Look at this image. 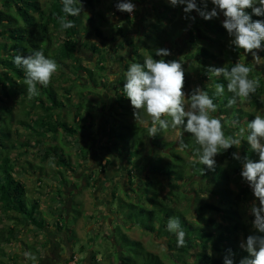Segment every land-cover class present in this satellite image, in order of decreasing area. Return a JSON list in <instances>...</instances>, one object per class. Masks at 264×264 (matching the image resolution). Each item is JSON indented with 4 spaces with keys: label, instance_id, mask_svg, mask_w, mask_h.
Returning <instances> with one entry per match:
<instances>
[{
    "label": "rangeland",
    "instance_id": "obj_1",
    "mask_svg": "<svg viewBox=\"0 0 264 264\" xmlns=\"http://www.w3.org/2000/svg\"><path fill=\"white\" fill-rule=\"evenodd\" d=\"M37 1L43 7L50 5V0ZM146 1L133 0L136 11L130 15L117 11V0H93L92 5L87 0H82L84 11L77 16L80 25L74 39L78 42L77 61L64 62L56 72L58 81L55 83L59 99L66 104V109L62 111V120L78 130L77 134L68 136L63 131L57 135L42 132V137L36 142L38 137L34 130L37 128L31 126L29 129L22 123L32 125L34 119L46 114L37 107L30 108L31 100L23 95L22 87L14 92L10 89L3 91L0 84V131L6 134L9 132L7 138L3 137V141L7 148L11 147L5 149L0 146V156L8 153L12 158L14 176L26 188L25 199L30 205L38 201L37 218L43 220L45 226L44 229H37L27 223L25 217L13 211L5 212L0 202V229L5 230L8 235V230L14 228L12 243L4 244L0 252V264H130V260L140 264L134 254L135 247L130 245L131 241L139 242L145 251L168 261L167 241L149 233L143 227L127 222L126 213L120 211L118 205L121 201L138 204L139 196L134 191L147 178L157 179L165 186L163 193H167L170 190L166 186L168 179L157 177L154 167L175 161L173 152L188 163L192 162L193 157L186 155L182 149L179 140L185 132L178 127L164 130L156 137L157 143L172 146L166 148L163 145H154L147 133L151 117L145 113L143 120H134L129 113L133 107L120 84L125 82L124 72L129 64L143 63L146 56H151L148 47L153 50L166 48L164 44H160L161 40L165 42L166 39L170 40V48L176 59L182 61L185 81L188 82V86L182 90L186 94L195 86L214 91L216 86L211 77H202L197 51L200 48L210 49L205 42L197 41L194 45L188 43L189 31L174 39H168L171 26L180 28L186 25L182 7H172L166 0ZM161 5L162 9H159L158 6ZM211 7L209 2L208 8ZM193 13L197 16L195 11ZM103 17L105 21H101L100 18ZM222 19L221 15L218 20ZM153 25H159V30H155ZM119 27L125 31V37L119 35ZM51 30L54 43L59 46L66 37L52 26ZM96 30L102 32L101 38L96 35ZM229 40L230 37L226 40L225 48H229ZM0 44L8 45L10 42L0 37ZM92 46L99 50L100 55L95 53ZM212 51L217 52L218 47L215 46ZM3 52L5 55L6 51ZM258 54L264 57V51ZM217 56L218 61H213L212 64L226 60L223 53ZM168 59L170 57L165 60ZM251 61V55L246 56L242 51L240 55H233L230 62L249 66L248 64L252 65ZM226 63L227 61L224 62ZM100 67L104 70H99ZM85 70L95 73L97 87L91 89L86 86L88 75ZM3 71L0 59V73ZM259 77L264 78V67L253 68L249 75L254 80ZM120 78L122 81L116 84L114 94L110 83ZM119 86L120 89L117 90ZM66 97H69L70 102H67ZM260 101L263 103L261 107H253L249 99H242L238 108L254 116L264 117V95ZM188 102L186 95L185 103ZM45 103L48 105L47 100ZM77 105L84 110L81 124L74 117ZM56 112L54 121H59L56 114H61V111ZM87 112L92 114V119L86 118ZM135 137H141L143 142L137 157L133 155L135 149L132 141ZM235 138H239L238 132L235 133ZM53 147L62 152L54 153L51 150ZM237 147L240 150L242 143ZM60 154L65 157L67 166L59 164ZM215 159L219 163L221 158L216 156ZM90 160L94 164L90 165ZM191 175L192 171L188 169L186 180L180 185L187 199L177 204L179 210L187 208L188 198L195 197V193H200L202 202L218 204L217 198L202 192L207 189V183ZM231 188L235 192L238 190L232 183ZM253 199L251 191L239 205L245 222L249 224L253 217L248 215V205ZM139 204L151 208L144 202ZM187 217L197 221V212H188ZM253 231L251 227L248 234L241 235L240 242ZM123 236L128 240L125 241ZM71 244L73 247L77 244V247L72 248ZM26 251L31 252L36 259L27 260L24 257Z\"/></svg>",
    "mask_w": 264,
    "mask_h": 264
},
{
    "label": "trees",
    "instance_id": "obj_2",
    "mask_svg": "<svg viewBox=\"0 0 264 264\" xmlns=\"http://www.w3.org/2000/svg\"><path fill=\"white\" fill-rule=\"evenodd\" d=\"M92 1L93 0H87V3L92 5ZM144 1L147 2L146 0ZM1 6L0 37L10 42L8 45L0 44V59L4 67V71L0 73V84L2 85V89L3 91L10 89L14 92V90L18 91L22 87L21 91L23 95L31 100L30 108L37 107L46 114L43 117L34 119L36 121L33 120L32 125H27L26 122H23V126L29 129L31 126L37 128L34 130L38 137L36 142H39L40 137H42V132L57 135L60 131H63L68 136L77 134L78 130L73 129L67 122L62 120L64 118L62 117V111L66 109V104L63 100L59 99L55 89V83L58 81L56 72L63 66L64 62L68 60L77 61L76 53L78 42L74 39L78 34L77 29L80 25L79 18L77 16L68 17V19L75 22V27L61 30L58 17L65 15L62 11L63 6L61 0H50L49 7L41 6L37 0H2ZM158 8L162 9V5L158 6ZM245 11L251 13V9H246ZM159 12L158 15H160ZM175 12L180 11L175 10ZM191 15L195 17L194 22L186 20V25L180 28L171 26L168 32L170 35H168V39H174L179 37L183 32L189 31L188 43L191 42L194 45L197 41L205 42L210 49L200 48L197 51V55L200 57L198 58L202 66V77L204 79H209L207 73L208 66L222 67L225 65L224 62L227 61L226 66L230 68L234 65L230 62L232 56L240 55L243 50H235L230 46L229 48H225L226 40L229 36L222 27L221 21L218 19L204 20L198 13L197 16L194 15L193 12ZM100 19L101 21H105L104 17ZM252 19L264 20V17L253 15ZM51 26L54 27L55 30L63 33L66 37L61 40L62 42L59 46H56L54 43ZM152 27L157 31L159 30V25H153ZM117 31L121 37H125V31L122 28L119 27ZM96 35L99 38L103 36L100 30H96ZM206 40L208 42H206ZM169 41L170 40L166 39L165 42L161 40L160 44H164L163 46L171 50L172 55L169 56L170 59H176L174 51L170 48ZM215 46L218 47L217 52L212 51ZM41 48L47 57L57 62L58 69L53 74L47 87L37 84V94L29 97L26 85L24 84V72L14 65L13 57L18 54L26 56L31 54L34 49L39 50ZM92 48L95 53L98 52L97 54L100 55L99 50L95 46H92ZM148 49L150 55L155 57L156 60L161 59V57L155 55L153 48L150 49V47H148ZM3 51H6L5 55ZM216 53L217 55H222L223 53L226 60L221 63L212 64L213 61H218ZM100 59L103 60L102 57H100ZM164 59H167V57H164ZM248 65L252 66L251 64ZM99 70H104V68L100 67ZM85 71L88 75L87 78L90 77V80L97 85L95 73L90 70ZM211 79L213 80L214 86H216L217 83L225 85V93L223 96L215 95L214 90L204 89L217 105V112L211 115L221 118L223 131L226 137H235V133H239L238 139L242 143V148L239 150L240 155H247L250 159L257 161L259 159L258 155L251 151L247 144V123L253 120L255 116L250 112L244 111L242 108H238V103L243 98H238L236 104L227 107V101L232 96V93L227 91V81H225L222 76H211ZM263 79V77L255 79L259 82V87L256 93L249 99L253 107H261L263 105L260 101L261 96L264 95ZM121 81L122 78L119 79L117 85L120 84ZM120 86L122 87L123 85L120 84ZM120 86L117 90L120 89ZM187 86L188 82L185 81L183 89ZM110 88L115 90L116 84L111 82ZM45 100H47L48 105L45 103ZM66 100L70 102L69 97H66ZM54 111H61V114H56V116L60 118L59 121H54ZM76 111L74 117H77V121L81 124L83 120L82 112L84 110H82V106L77 105ZM129 113L133 115V110ZM91 115V113L87 112L86 118L88 116L92 119ZM84 121L86 122V120ZM234 121H238V123H234ZM178 128L183 130L180 127ZM110 131L113 133L112 129ZM8 133L6 134L4 131H0V146L5 149L11 148L10 146L7 148L3 141V137L7 138L9 135ZM144 134L145 133H143V135ZM118 136L120 137V135ZM182 136L184 142L189 145L188 148L182 147V149H184L186 155L193 157L192 162H186L183 158H180L178 154L173 152L172 155L175 161L166 164H158L153 170L157 177L168 179L166 186L170 190L164 194L163 189H165V186H162L157 179L147 178L140 188L134 192L138 194L139 202H144L148 206H151V208L140 206L139 202L138 204H134L129 202L123 203L121 201L118 205L120 211L126 213L125 218L127 222L143 227L149 233L167 241L168 254H166V261H168L165 262L158 255L145 251L139 242L131 241L130 245L135 247L134 254H136L140 264H223L224 256L227 254V250L230 249L232 253H234V264H239V261L248 255L239 247L240 237L243 234H248L252 225L245 222L244 216L239 209L240 203L242 200H245V197L251 192V189L246 183L242 182L240 177L241 164L232 158V153L237 151V149L233 146L226 152L217 155V157L221 158L220 162L216 164L215 171H209L206 166L199 163V156L194 152V149L198 147V145H196L195 141L191 138V134L185 132ZM156 137L157 136L151 137L154 145L158 147L163 145V147L166 148L172 146L171 144L157 143ZM135 139L133 138L132 141L135 149L133 155L137 157L139 156V150L143 146V142L141 137H135ZM51 150L54 153L61 151L56 147H53ZM60 157L61 161L59 164L67 166L68 164L65 163V157L62 154H60ZM202 168L204 169L203 174H201ZM188 169L192 171V177H197L203 183H207V189L202 192L213 195L218 199V204L202 202L200 200V193H195V197L188 198L187 208L179 210L177 204L187 199L186 193L181 190L180 185L186 180ZM231 183L237 187L238 190L236 192L231 188ZM113 197L116 200L114 193ZM25 198L26 188L14 176V163L12 158L8 153L6 156L1 155L0 202L2 204V209H4L5 212L13 211L25 217L26 222L35 226L37 229H44V221L37 218L39 208L38 201L30 205ZM193 210L197 212V221L190 220V218L187 217L188 212H192ZM170 217H179L181 220L182 227L187 234L184 247H177L175 234L167 231L166 226ZM7 233L8 235L5 234V230L0 229V252L4 244L7 245L12 243L13 239L11 237L14 234V228L9 229ZM123 238L125 241L128 240L126 236H123ZM210 252L212 255H209ZM190 259L193 261H190ZM129 263L138 264L131 260Z\"/></svg>",
    "mask_w": 264,
    "mask_h": 264
},
{
    "label": "clouds",
    "instance_id": "obj_3",
    "mask_svg": "<svg viewBox=\"0 0 264 264\" xmlns=\"http://www.w3.org/2000/svg\"><path fill=\"white\" fill-rule=\"evenodd\" d=\"M64 16L58 17L61 30L75 27V22L68 17L79 16L84 11L82 0H61ZM172 7H182L183 18L193 21L192 12L198 13L204 20L219 19L222 27L230 37L229 46L235 50H243L244 54L251 55L252 66L236 62L230 68L226 64L222 67L208 66L209 77H223L227 81V91L232 93L227 101V107L236 104L238 98L250 99L256 93L259 82L250 79L253 68L264 67V57L258 53L264 51V20H253L252 16L264 17V0H166ZM209 2L212 4L208 8ZM116 9L130 15L136 11L133 0H117ZM251 9V13L246 12ZM155 55L161 59L146 56L143 63L129 64L124 72L123 84L125 96L133 107L135 121H141L145 113L151 117V125L147 129L148 137H155L169 128L180 127L183 132L191 134V138L198 145L194 149L199 156V163L209 171L216 169V156L226 152L233 146L237 151L232 158L241 164L240 177L253 194L254 199L248 205V215L251 221L252 234L242 240L239 247L248 255L243 257L239 264H264V117L256 115L247 123V144L259 159L254 161L247 155L241 156L237 145L241 141L234 136H225L221 118L211 114L217 112V105L208 92L200 86H195L186 94L184 88L185 72L182 61L177 59L165 60L172 55L168 48H157ZM13 63L24 72V84L29 97L38 92L37 84L47 87L58 65L54 59L47 57L43 49L33 50L29 55L18 54L13 57ZM115 79V77H114ZM225 85L217 83L215 95L223 96ZM189 102L185 103V97ZM171 119H162V117ZM238 123V121H234ZM243 131V130H242ZM181 147L189 145L180 137ZM118 162V161H117ZM89 164H94L92 160ZM204 169L202 168L201 174ZM167 231L175 234L177 247L186 244V232L179 217H170L167 222ZM209 255H212L210 252ZM234 253L229 249L224 256L223 264H234ZM27 260L36 257L26 251Z\"/></svg>",
    "mask_w": 264,
    "mask_h": 264
},
{
    "label": "flooded vegetation",
    "instance_id": "obj_4",
    "mask_svg": "<svg viewBox=\"0 0 264 264\" xmlns=\"http://www.w3.org/2000/svg\"><path fill=\"white\" fill-rule=\"evenodd\" d=\"M99 59H100V58H99ZM100 60H101V59H100ZM100 64L102 65V63H100ZM90 71H91V70H90ZM92 72H93V71H92ZM86 81H87V83H88L86 86H88L89 88L92 89V88H94V87H97L96 84H94V83L90 80V77H88ZM113 83L117 84V83H119V80L113 81ZM112 91H113L114 94H115V90L113 89ZM100 109H103V107H100ZM100 111H101V110H100ZM102 111H103V110H102ZM87 118H89V117L87 116Z\"/></svg>",
    "mask_w": 264,
    "mask_h": 264
},
{
    "label": "crops",
    "instance_id": "obj_5",
    "mask_svg": "<svg viewBox=\"0 0 264 264\" xmlns=\"http://www.w3.org/2000/svg\"><path fill=\"white\" fill-rule=\"evenodd\" d=\"M71 246H72V244H71ZM76 247H77V244H76V246H75V247H73V246H72V248H76Z\"/></svg>",
    "mask_w": 264,
    "mask_h": 264
}]
</instances>
